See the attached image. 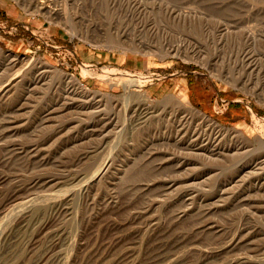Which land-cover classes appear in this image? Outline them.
<instances>
[{
    "label": "rangeland",
    "instance_id": "obj_1",
    "mask_svg": "<svg viewBox=\"0 0 264 264\" xmlns=\"http://www.w3.org/2000/svg\"><path fill=\"white\" fill-rule=\"evenodd\" d=\"M39 1L0 0V264H264V0Z\"/></svg>",
    "mask_w": 264,
    "mask_h": 264
},
{
    "label": "bare ground",
    "instance_id": "obj_2",
    "mask_svg": "<svg viewBox=\"0 0 264 264\" xmlns=\"http://www.w3.org/2000/svg\"><path fill=\"white\" fill-rule=\"evenodd\" d=\"M38 6H40V8H42V9H45V10H52V8H51V5H49V3H48V1H46V0H40L39 1V3L37 4ZM44 12H46V11H44ZM53 13V12H52ZM124 40V39H123ZM125 42V41H124ZM111 43V42H110ZM127 43V42H126ZM131 45V44H130ZM126 46V45H125ZM1 50V49H0ZM7 52V51H6ZM10 52V51H9ZM8 55V54H7ZM11 55V54H10ZM12 56H14V57H16V58H14V60L13 59H11V60H13V63L14 64H16L17 62H18V58L19 57H17V54L15 55V54H12ZM26 57V56H25ZM23 59V58H22ZM27 59V58H26ZM25 59V60H26ZM22 62V61H21ZM12 63V64H13ZM13 64V65H14ZM23 64V63H22ZM48 69H53L54 67L53 66H50L49 64H44ZM11 66V65H10ZM12 67V66H11ZM46 72H47V70H46ZM105 73L107 72V71H104ZM42 74H43V72H42ZM63 74V73H62ZM107 74H108V72H107ZM64 76V78H66V79H68V80H71L72 81V84L74 83V85H75V87H76V91L78 92H80V93H82V95L83 94H86V95H90V94H94V95H96L97 93H100V91H97V90H92L88 85H85L82 81H80V79L79 78H77L76 77V75L74 76V75H70V74H63ZM99 75V74H98ZM116 75V74H115ZM42 76V75H41ZM40 76V77H41ZM47 76V75H46ZM134 76V75H133ZM45 77V76H44ZM131 78V77H130ZM42 80V79H41ZM133 90V89H132ZM73 91V90H72ZM130 92H131V90H130ZM103 93V92H102ZM108 95H112L111 93H107ZM106 94V95H107ZM139 95V97H140V103L142 104V106H140V109H142V114H143V117H145L146 116V119L148 118V116H151V115H153L156 111H158L157 110V106H156V104L155 103H157V101L155 102V100H153L152 98H151V96L148 94V93H146V92H143V93H139L138 94ZM178 101H179V103H180V105L181 106H183L187 111H189V113H190V115H193V114H198V116H200V117H203V119H206V120H210V121H212L213 123H214V126H216V127H219L220 129L222 128V126L217 122V121H215V120H212V118H210L208 115H206L205 113H203L200 109H198V108H196L193 104H192V102L189 100H185L184 98H179L178 99ZM159 102V101H158ZM100 104V103H99ZM98 105V104H97ZM135 108V107H134ZM136 111V110H135ZM141 112V111H140ZM192 113V114H191ZM142 117V118H143ZM218 128V129H219ZM107 167H108V165H107V162H104L103 163V165L101 166V168L97 171V172H95V179H99V178H102V176H104V174H105V172H106V170H107ZM87 188H88V186H85V188H84V190H87ZM89 191V190H88ZM88 191H86V192H88ZM24 220V219H23ZM47 224V222L44 224V225H46ZM240 239V238H239ZM230 241V240H229ZM235 244V243H234ZM230 245V244H229ZM225 246V245H224Z\"/></svg>",
    "mask_w": 264,
    "mask_h": 264
}]
</instances>
